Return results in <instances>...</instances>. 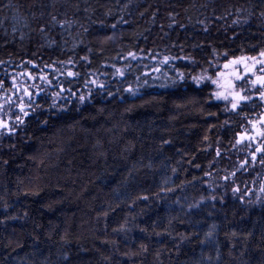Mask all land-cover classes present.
Masks as SVG:
<instances>
[{
    "label": "trees",
    "instance_id": "trees-1",
    "mask_svg": "<svg viewBox=\"0 0 264 264\" xmlns=\"http://www.w3.org/2000/svg\"><path fill=\"white\" fill-rule=\"evenodd\" d=\"M262 52L264 0H0V264H264Z\"/></svg>",
    "mask_w": 264,
    "mask_h": 264
},
{
    "label": "rangeland",
    "instance_id": "rangeland-1",
    "mask_svg": "<svg viewBox=\"0 0 264 264\" xmlns=\"http://www.w3.org/2000/svg\"><path fill=\"white\" fill-rule=\"evenodd\" d=\"M264 57L256 60H233L220 66L213 81L219 97L232 99L238 97L235 93V82L245 74H254L255 81L260 83L258 77H264ZM247 66V67H246ZM236 100V99H234Z\"/></svg>",
    "mask_w": 264,
    "mask_h": 264
},
{
    "label": "flooded vegetation",
    "instance_id": "flooded-vegetation-1",
    "mask_svg": "<svg viewBox=\"0 0 264 264\" xmlns=\"http://www.w3.org/2000/svg\"><path fill=\"white\" fill-rule=\"evenodd\" d=\"M262 124L264 125V115L261 116V119L259 120V122H257V124L253 125V133L252 135H243L242 139H252V138H257L255 135L258 136H264V127H262Z\"/></svg>",
    "mask_w": 264,
    "mask_h": 264
},
{
    "label": "snow or ice",
    "instance_id": "snow-or-ice-1",
    "mask_svg": "<svg viewBox=\"0 0 264 264\" xmlns=\"http://www.w3.org/2000/svg\"><path fill=\"white\" fill-rule=\"evenodd\" d=\"M262 56H264V52L261 53ZM243 59V58H242ZM262 63H264V61H262ZM247 67V66H246ZM195 79V78H194ZM261 87H264V77H258ZM213 83H216V81H213ZM219 96V94H217ZM262 95H264V93H262ZM233 99H244L243 97H233ZM233 107H236V104H233ZM6 127V125H5Z\"/></svg>",
    "mask_w": 264,
    "mask_h": 264
}]
</instances>
